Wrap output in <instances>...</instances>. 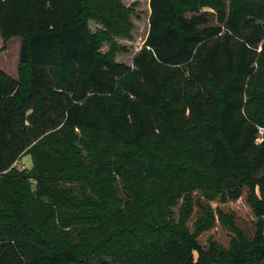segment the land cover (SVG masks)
Returning a JSON list of instances; mask_svg holds the SVG:
<instances>
[{
	"label": "trees",
	"instance_id": "obj_1",
	"mask_svg": "<svg viewBox=\"0 0 264 264\" xmlns=\"http://www.w3.org/2000/svg\"><path fill=\"white\" fill-rule=\"evenodd\" d=\"M147 2L0 0V264H264V0Z\"/></svg>",
	"mask_w": 264,
	"mask_h": 264
},
{
	"label": "rangeland",
	"instance_id": "obj_2",
	"mask_svg": "<svg viewBox=\"0 0 264 264\" xmlns=\"http://www.w3.org/2000/svg\"><path fill=\"white\" fill-rule=\"evenodd\" d=\"M227 1L228 0H220V2L224 5L227 6ZM123 5L129 6L131 4H135V12L131 16V21L134 24V30L132 32V40L131 41H126V40H121L119 38H114L112 40V43L114 44L113 47L111 46V43L109 42H103L100 51L105 53L108 51V49H112L114 47H125L126 52L125 53H119L116 55V61L124 64H130L131 58L133 54L142 46V43L144 41V38L147 33V17L149 14V9H148V2L147 0H122ZM200 14L204 15L207 24L206 26L209 25H216L217 24V17L218 14L217 12L210 8V7H203L200 10ZM183 15L185 17H190L191 14L188 12H184ZM99 28L97 27L94 23H90V30L91 32H95V30ZM97 32L102 31L101 27L99 28ZM19 46H20V39L19 38H12L6 42H4L1 37H0V67L4 68L8 73L11 74H17V68H18V54H19ZM258 51L260 50V45L258 47ZM254 91H259L258 87H255L253 89ZM260 142V136L257 135V140L256 143ZM16 167L19 170L22 169H30L31 168V159L30 156L26 155L20 158L18 160ZM146 199V200H144ZM147 201V197L142 195L141 202ZM243 207V206H240ZM170 231V229L168 228ZM172 232L175 233L174 229ZM169 233L166 231V235ZM173 234V233H172ZM151 239V238H150ZM101 260V259H100ZM91 264H115V262L110 259V258H103V261L106 263H102L101 261H98L96 259L91 258L90 259Z\"/></svg>",
	"mask_w": 264,
	"mask_h": 264
},
{
	"label": "crops",
	"instance_id": "obj_3",
	"mask_svg": "<svg viewBox=\"0 0 264 264\" xmlns=\"http://www.w3.org/2000/svg\"><path fill=\"white\" fill-rule=\"evenodd\" d=\"M0 70L2 71V72H4L6 75H8V76H10L12 79H17V74H16V72H15V74H11V73H8L4 68H1L0 67Z\"/></svg>",
	"mask_w": 264,
	"mask_h": 264
},
{
	"label": "built area",
	"instance_id": "obj_4",
	"mask_svg": "<svg viewBox=\"0 0 264 264\" xmlns=\"http://www.w3.org/2000/svg\"><path fill=\"white\" fill-rule=\"evenodd\" d=\"M262 134H263V129L262 128H258V135L260 136V138H261Z\"/></svg>",
	"mask_w": 264,
	"mask_h": 264
}]
</instances>
